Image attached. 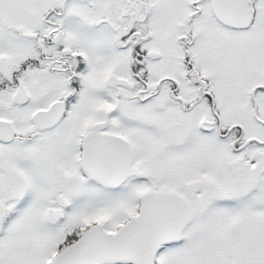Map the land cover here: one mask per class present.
I'll use <instances>...</instances> for the list:
<instances>
[{
    "label": "snow or ice",
    "instance_id": "obj_1",
    "mask_svg": "<svg viewBox=\"0 0 264 264\" xmlns=\"http://www.w3.org/2000/svg\"><path fill=\"white\" fill-rule=\"evenodd\" d=\"M0 264H264V0H0Z\"/></svg>",
    "mask_w": 264,
    "mask_h": 264
}]
</instances>
